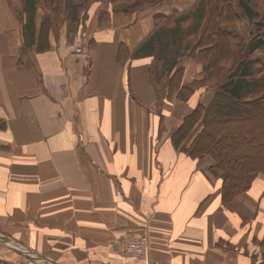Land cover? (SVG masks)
<instances>
[{
	"label": "crops",
	"instance_id": "0c3cea01",
	"mask_svg": "<svg viewBox=\"0 0 264 264\" xmlns=\"http://www.w3.org/2000/svg\"><path fill=\"white\" fill-rule=\"evenodd\" d=\"M196 2L125 12L96 1L84 30L92 42L76 53L65 23L41 50L45 11L30 41L26 13L0 0V264L264 262V174L226 207L212 158H192L172 138L213 92L160 98L153 55L136 53L157 16ZM180 64L184 85L201 76L194 58ZM143 235L148 259L123 251Z\"/></svg>",
	"mask_w": 264,
	"mask_h": 264
},
{
	"label": "trees",
	"instance_id": "16d2710c",
	"mask_svg": "<svg viewBox=\"0 0 264 264\" xmlns=\"http://www.w3.org/2000/svg\"><path fill=\"white\" fill-rule=\"evenodd\" d=\"M23 1L29 40H33L37 7L45 9L38 38L40 49L45 50L49 47L45 44L47 31L58 30L61 23L66 24L68 40L74 41L94 0ZM112 1L130 2L125 10L135 11L163 0ZM259 17L255 0H197L186 12L157 16L156 30L139 48L151 55L162 54L167 97L188 99L198 87L213 92L208 103H199L185 116L172 138L186 155L212 158L208 168L221 180L222 200L228 208L264 174V20L256 21ZM245 18L252 23L247 40L225 26ZM188 36H194V42L186 41ZM127 56L121 44L118 58L123 61ZM184 57L194 58L202 67L201 76L185 85L180 64ZM156 74L155 68L158 83ZM184 137L187 140L180 144Z\"/></svg>",
	"mask_w": 264,
	"mask_h": 264
},
{
	"label": "rangeland",
	"instance_id": "374dc122",
	"mask_svg": "<svg viewBox=\"0 0 264 264\" xmlns=\"http://www.w3.org/2000/svg\"><path fill=\"white\" fill-rule=\"evenodd\" d=\"M96 1H106V2H108V4H112V6H115V8H121L125 12L126 11L127 12L130 11V10H125V8H128L131 5L130 2H114L112 0H94L92 2V4L95 3ZM9 2L11 4L12 9L16 13H18V14L19 13H23V14L26 13V15L28 16V13L26 12L25 4H24L23 0H9ZM151 3H153V2L147 3L146 5L151 4ZM92 4L90 5V7L88 9V18L86 20V24L84 26L80 27V29H79L78 33L76 34V36L74 38V41H73V46L72 47H73L74 52H76V53H84V52H86V49H84V47H85L84 40L87 43H89L90 40H91L90 36H89V33L87 31L85 33L84 30H85V28L87 26V23H88V20H89V17H90V13L89 12H90V8H91ZM255 6L259 10V13H260V17L256 21L264 20V0H255ZM39 8H41L42 13H44L45 9L43 7H37V10ZM131 12H134V11H131ZM225 26L227 28H229V29H233L235 32H237L238 34L243 36L245 40H247V38L248 39L251 38L250 37V35H251L250 34V30L252 29V23H250V21H248V19H246V18L245 19H241L240 21H235L233 23H228ZM194 40H195L194 36H188L187 39H186V41H189V42H194ZM76 47L80 51H76ZM143 50L144 49H142V48L138 49L136 51V53L139 54V52L140 53L141 52H145ZM256 55H261V54L259 52H256ZM153 57H154V61L152 63V68H153V73H154V69L156 68V71H157L156 76H159V79L157 78L158 83H156V81L154 80V77H152V78H153V81L156 83V86L158 87V95H159V97L163 98V96H166V86L165 85L167 84V81H168V77L166 76L167 72L163 71V66H164L165 60H164L162 54H160L158 51H156V56L154 54ZM169 57L170 56L167 55V58H169ZM153 76H154V74H153Z\"/></svg>",
	"mask_w": 264,
	"mask_h": 264
},
{
	"label": "built area",
	"instance_id": "2783aa9c",
	"mask_svg": "<svg viewBox=\"0 0 264 264\" xmlns=\"http://www.w3.org/2000/svg\"><path fill=\"white\" fill-rule=\"evenodd\" d=\"M77 47L76 51H80ZM123 251L126 254L148 259L150 253L149 238L145 235L126 238L123 243Z\"/></svg>",
	"mask_w": 264,
	"mask_h": 264
}]
</instances>
